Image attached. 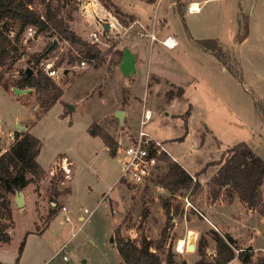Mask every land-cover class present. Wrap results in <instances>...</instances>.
<instances>
[{
  "label": "rangeland",
  "instance_id": "rangeland-1",
  "mask_svg": "<svg viewBox=\"0 0 264 264\" xmlns=\"http://www.w3.org/2000/svg\"><path fill=\"white\" fill-rule=\"evenodd\" d=\"M114 1L122 12L134 15V19H127L128 24L100 0H69L70 26L89 40L98 21L104 25L108 19L120 21L123 27L117 24L108 31L99 47L105 50L114 44V49L137 51L141 47L137 41L145 42L136 74L125 76L107 53L82 68L78 66L83 57L78 47L40 33L26 41L22 36L27 55L15 62L5 78L19 76V71L28 67L30 54L51 47L43 59L56 63L63 56L59 65L63 69L56 77L64 88L61 101L37 118L40 106L35 90L25 88L29 90L19 94L14 86L7 88L0 81L1 150L14 143L9 131L14 132L20 121L41 139L37 160L47 170L39 182L23 189L27 201L22 207L12 195V238L0 244V260L16 264L19 244L28 232L18 264H122L116 245L120 233L138 243L147 239L154 246L160 244V249L152 250L163 258L171 247L179 260L195 264L200 255L187 246L180 251L179 241L187 240L188 244L191 237L196 245L204 241V256L213 261L217 253L215 231L233 236L237 254L252 246L254 263L264 264V216L239 197L231 201L225 194L216 201L208 183L223 152L239 142L249 143L264 158V0H195L201 5L198 12L188 11L192 0H157L152 4L145 0ZM162 15L166 17L164 24ZM136 21L150 27L155 21L157 30L175 33L179 45L168 49L156 41L151 46L148 38L137 35L143 30L140 24L125 28ZM198 39L209 44L217 41L219 54L199 46ZM173 83L182 86L184 93L178 104L171 106L165 95L168 90L177 92ZM145 105L152 110L146 130L165 143L177 158L170 157L172 160L196 176L193 181L198 186L173 194L159 185L156 178L167 171L166 162L144 185L117 181L121 156L96 132L106 130L118 145L120 138L136 132ZM118 109L126 111L123 126L115 115ZM187 117L189 131L181 139ZM64 158L69 176L60 166ZM54 176H62L60 190L70 187L71 192L55 198L51 194ZM166 200L172 203L169 213L164 208ZM238 200L243 203L238 204ZM56 201L58 211L49 222L48 213ZM63 205L67 211L61 209ZM85 208L91 211L89 217ZM68 240L69 260L64 261L57 251ZM232 264L242 263L236 257Z\"/></svg>",
  "mask_w": 264,
  "mask_h": 264
},
{
  "label": "trees",
  "instance_id": "trees-1",
  "mask_svg": "<svg viewBox=\"0 0 264 264\" xmlns=\"http://www.w3.org/2000/svg\"><path fill=\"white\" fill-rule=\"evenodd\" d=\"M69 0H0V81L3 80L7 88L18 87L21 89L31 88L37 93V101L40 106V112L37 118L44 116L53 105L61 101L64 94V88L57 82L56 77L48 75L41 66V60L47 57L51 47L46 50L30 54L27 60L28 67L19 71V76L15 78H5L10 72L15 62L27 55L23 46L22 35L28 26H34L38 33H48L58 40H67L72 45L78 47L81 55L86 58L100 59L106 53L112 56V60L120 63L123 56V49H108L99 47L79 33L71 26L72 8L69 6ZM107 8L114 9L117 15H120L123 22L128 24L127 19H134V15L122 12L114 0H100ZM147 3H155L157 0H145ZM179 2V0H176ZM15 34L12 36L11 31ZM199 46L219 54L221 50L217 41L209 44L207 40H197ZM218 50V51H217ZM80 55V56H81ZM63 56L55 63L59 66ZM69 61H73L70 56ZM28 69H31V73ZM177 92L168 90L167 97L182 96L184 88L180 85H174ZM187 119V120H186ZM189 131L188 117L185 118V133L181 136L184 139ZM108 145L111 151L115 152L116 140L109 132L104 129L96 132ZM14 143L5 151L0 148V243L10 242L12 236L9 229L13 226V199L16 191L23 190L31 182H39L46 175V170L39 163L37 157L42 148V141L30 130H14ZM1 139V135H0ZM113 149V150H112ZM168 168L167 171L158 175L156 181L162 187L175 194L181 189H190L198 186L193 181V177L183 166L172 160L167 154L163 155ZM58 179L54 176L51 184V194L55 198L62 192H70L71 188L60 190L58 188ZM213 197L217 199L225 195L232 201L239 197L246 202L250 208L259 211L264 216V158L257 154L253 147L245 142H239L228 147L222 154L217 171L208 181ZM56 206L52 207L48 213L49 222L55 217L58 211V201ZM178 207V206H177ZM164 208L167 213L172 209V203L169 200L164 202ZM171 217V216H170ZM214 232L216 242V256L213 261L205 258V243L200 240L196 251L200 258L195 264H232L237 257L242 264H255L253 261V251L245 248L236 253L235 239L232 235H222ZM28 233V232H27ZM23 237L19 244V256L22 253L26 241ZM166 230L164 229L162 239H165ZM116 245L122 264H187L186 260H179L171 247L168 248L165 258L158 251L161 245H153L151 240L144 239L143 242L126 238L120 233L116 238ZM3 264V263H2Z\"/></svg>",
  "mask_w": 264,
  "mask_h": 264
},
{
  "label": "built area",
  "instance_id": "built-area-1",
  "mask_svg": "<svg viewBox=\"0 0 264 264\" xmlns=\"http://www.w3.org/2000/svg\"><path fill=\"white\" fill-rule=\"evenodd\" d=\"M192 4L193 3H191L188 7L189 12L200 11L199 9H201V7L199 9L193 8ZM135 23L140 24L143 29L138 30L137 35L141 37H148L152 42L159 41L161 44L171 49L175 48L178 45V40L174 36L168 35L164 38L158 37V35L156 34L155 21L152 22L151 27L150 25H145L143 22L136 21L131 26H125V28L129 29V27H132L133 25H135ZM117 24L120 27H123L118 20L117 22H114V20L108 19L105 25L104 22L98 21L96 30H92L89 33V41L98 45L100 43H103V38L106 36L107 32L113 31V29L117 27ZM106 25H108V28L105 27ZM14 34L15 32L12 30L11 35L13 36ZM39 35L40 33L37 32V29L34 26H28L22 36H24L26 41L30 38L39 37ZM172 37L174 38V42L172 44H169L168 40ZM95 60L96 58L81 57L78 66L87 68L91 63L95 62ZM40 63L42 69L51 77H57L60 69H63L60 66H55V63L49 60L43 59ZM151 118L152 110L144 106L139 119V127L137 128L136 132H131L130 134H128L126 136V139H123V137L120 138V140L118 141V145L115 146L117 154L121 156V172L117 181L129 183L136 186L144 185L148 181H150L151 177L157 171L158 167H160L161 163L165 162V160L163 159L164 154H167L173 159H177L176 156H174V154L170 152L163 141L158 140L146 130V124ZM60 166L66 171L67 176H69L70 168L66 158H64V161L62 162V164H60ZM52 173H54V171H52ZM191 175L193 177V180L196 181V176L192 173ZM186 200L188 201L187 198ZM188 204H190L189 201ZM62 209L67 210L66 206H63ZM84 212L88 213V217L91 215V211L87 208L84 209ZM65 219L66 221H69L70 217L66 215ZM82 220H86L84 215L82 216ZM69 243L70 241L64 243L58 251V254H62V258L64 261L69 260L68 251L66 250Z\"/></svg>",
  "mask_w": 264,
  "mask_h": 264
},
{
  "label": "water",
  "instance_id": "water-1",
  "mask_svg": "<svg viewBox=\"0 0 264 264\" xmlns=\"http://www.w3.org/2000/svg\"><path fill=\"white\" fill-rule=\"evenodd\" d=\"M106 28H108V25H106ZM119 68L125 76H131V75L136 74V72H137V70H136V53L130 47L123 48V56H122V59L119 63ZM28 70L31 73L32 70L31 69H28ZM13 89L16 93H19V94H23V93L27 92V90H29V89H21L18 87H14ZM70 107L74 108L73 105H71ZM115 115L119 118L121 126H123L126 111L122 110V109H118V110H116ZM16 129L26 130V126L23 125L20 121H18ZM15 202H16V205L18 207H22L24 205L25 201H24L23 190L16 191ZM111 240H113V237L111 238ZM194 246H195L194 247V251H195L197 248L196 243ZM248 248L253 249L252 246H249Z\"/></svg>",
  "mask_w": 264,
  "mask_h": 264
},
{
  "label": "crops",
  "instance_id": "crops-1",
  "mask_svg": "<svg viewBox=\"0 0 264 264\" xmlns=\"http://www.w3.org/2000/svg\"><path fill=\"white\" fill-rule=\"evenodd\" d=\"M256 1V0H255ZM194 2H196L198 5H199V8L201 7V5L199 4V1H195V0H192V1H189V3L187 4V8H188V6L191 4V3H194ZM153 5H155V4H153ZM200 10V9H199ZM189 11V10H188ZM133 13V12H132ZM164 20L161 22L162 24H164L165 23V21H166V17L164 16V15H162L161 16ZM158 32V37L159 38H164V37H166V36H168V35H171V36H174L175 38H176V35H175V33H173V32H167V31H165V30H163L162 28L160 29V30H157L156 29V33ZM163 35H165V36H163ZM163 36V37H162ZM146 38H148V37H146ZM149 40H150V38H148ZM177 39V38H176ZM178 40V39H177ZM142 42V40H138L137 41V43L139 44V50H133L135 53H136V70L138 69V63H139V54L141 53L142 54V52H143V50H144V46H145V42H142V45H140V43ZM150 42V45L152 46V43H156V41H154V42H152L151 40L149 41ZM161 45V44H160ZM178 45H179V40H178ZM177 45V46H178ZM162 46L163 47H166V46H164L163 44H162ZM166 48H168V47H166ZM168 49H171V48H168ZM141 60L143 59V57L141 56V58H140ZM120 69V68H119ZM121 71V70H120ZM122 72V71H121ZM151 72L152 71H150V74H151ZM153 73V72H152ZM155 77L157 78V79H159L160 80V78H158V76L157 75H155ZM158 82V81H157ZM174 85H176L175 83H173L172 84V86L174 87ZM30 90H32L31 88H30ZM165 97L168 99V97L165 95ZM179 96H175V97H173V98H170L169 100H170V102H168V103H170V105L171 106H173L175 103H177L178 104V100H179ZM146 106V105H145ZM147 107V106H146ZM188 119H189V117H188ZM30 130L31 129V127L30 126H26V130ZM0 131L2 132V129L0 128ZM0 132V133H1ZM9 134L10 135H12L13 136V130H11V131H9ZM47 171V170H46ZM53 171V169L50 171V172H52ZM188 172H190V173H192L191 171H188ZM71 192V191H70ZM24 193V200H25V202L27 201V197H26V194H25V192H23ZM218 199H216V201H217ZM243 202L242 201H239L238 200V204H242ZM55 205H56V203H54ZM63 206H65V205H63ZM63 206L61 207V209L63 208ZM63 210V209H62ZM64 211H67V210H64ZM13 215H14V209H13ZM66 215V214H65ZM82 216L83 215H80L79 216V218L80 219H82ZM210 221V220H209ZM74 235V234H73ZM68 241H70V240H68ZM1 244V243H0ZM61 248V247H60ZM60 250V249H59ZM58 250V251H59ZM57 251V252H58ZM56 252V253H57ZM4 261H1L0 260V264H2ZM121 262H122V260H121ZM6 263V262H5ZM5 263H3V264H5ZM9 264V263H8Z\"/></svg>",
  "mask_w": 264,
  "mask_h": 264
},
{
  "label": "bare ground",
  "instance_id": "bare-ground-1",
  "mask_svg": "<svg viewBox=\"0 0 264 264\" xmlns=\"http://www.w3.org/2000/svg\"><path fill=\"white\" fill-rule=\"evenodd\" d=\"M192 6H193V8L199 9V5L196 2H194L192 4ZM173 42H174V38L173 37L168 40L169 44H172ZM186 244H187V240L184 241V240L181 239L179 241V243H178L179 250L182 251V250H184L183 248L187 246L189 251H191V252L194 251L195 238L191 237V239L188 241V244L187 245Z\"/></svg>",
  "mask_w": 264,
  "mask_h": 264
}]
</instances>
